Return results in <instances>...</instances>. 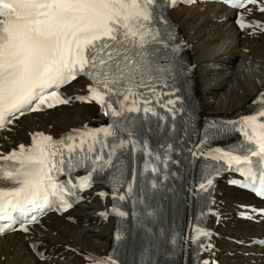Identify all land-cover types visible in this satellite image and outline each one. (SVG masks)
I'll list each match as a JSON object with an SVG mask.
<instances>
[{
    "label": "snow or ice",
    "instance_id": "snow-or-ice-1",
    "mask_svg": "<svg viewBox=\"0 0 264 264\" xmlns=\"http://www.w3.org/2000/svg\"><path fill=\"white\" fill-rule=\"evenodd\" d=\"M178 2L195 0H0V130H6L26 112L68 103L59 89L84 76L92 82L91 95L77 99H90L107 108L113 117L120 118L114 121L115 129L126 132L130 138L125 141L115 130H103L105 137H117L105 160L112 164V156L118 148H123L125 143L134 148L139 143L131 139L134 136L132 121L124 113L140 112L141 103L144 113L152 111L148 107L152 101L143 90H154L156 81L170 72L160 63L158 46L167 48V41L175 37L162 8ZM222 2L241 9L246 4L255 5L257 0ZM260 11L264 12V6ZM238 23L242 29L249 26L243 17ZM161 24L165 25L163 30ZM252 26L264 28V25ZM168 104L174 105L175 101L169 100ZM259 104L254 114L241 122L240 130L247 144H240L235 150L242 154H227L230 164L264 166V94ZM152 114L156 115L154 111ZM38 136H32L30 146L19 145L6 155L0 154V235L6 230L15 231L17 223L21 224V230L27 231L26 222L37 221V216L31 213H43L57 204L65 210L71 207L64 198L71 189L57 176L86 167L88 159L96 163L101 158L71 156L77 148L71 136L66 140H72V144L50 135ZM83 143L81 139V152ZM63 148L70 154L67 160ZM92 151V147L87 149L88 153ZM253 157L258 159L253 160ZM205 179L206 184L202 182L200 188L206 190L213 179L210 175ZM90 184L89 172L78 187L83 190ZM251 188L258 197L264 198V179ZM259 214L264 215V210ZM94 264L113 262L95 260ZM202 264L209 262L205 260Z\"/></svg>",
    "mask_w": 264,
    "mask_h": 264
},
{
    "label": "bare ground",
    "instance_id": "bare-ground-1",
    "mask_svg": "<svg viewBox=\"0 0 264 264\" xmlns=\"http://www.w3.org/2000/svg\"><path fill=\"white\" fill-rule=\"evenodd\" d=\"M230 13L212 4L181 7L171 14L188 48L198 106L204 117H243L264 94V29L239 31ZM249 16L264 22V15L253 12ZM87 86L79 80L68 90L71 94H87ZM103 121V112L95 104L75 103L27 116L0 136V154L27 146L34 134L37 138L38 134L58 136ZM227 183L222 179L217 186L215 213L210 221L213 234L205 259L209 264H264V248L255 246V239L264 234V218L258 214L264 204ZM103 190L93 192L91 202L73 211L70 219L52 215L32 227L29 236L0 237V264L105 261L114 223L109 216V199L100 195ZM36 242L46 251L45 261L38 260L30 250Z\"/></svg>",
    "mask_w": 264,
    "mask_h": 264
},
{
    "label": "rangeland",
    "instance_id": "rangeland-1",
    "mask_svg": "<svg viewBox=\"0 0 264 264\" xmlns=\"http://www.w3.org/2000/svg\"><path fill=\"white\" fill-rule=\"evenodd\" d=\"M224 225H225V223H224V222H222V223H221V226H222V227H224Z\"/></svg>",
    "mask_w": 264,
    "mask_h": 264
}]
</instances>
